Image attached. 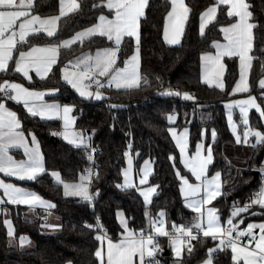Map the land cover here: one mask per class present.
<instances>
[{
	"label": "trees",
	"instance_id": "1",
	"mask_svg": "<svg viewBox=\"0 0 264 264\" xmlns=\"http://www.w3.org/2000/svg\"><path fill=\"white\" fill-rule=\"evenodd\" d=\"M252 5L251 11L258 27L253 30V50L251 51L252 67L249 75V93L258 98L262 94L258 87L259 80L264 77L261 66L264 65V0H246ZM100 0H78L80 8L60 18L58 30L54 37L39 32L30 35L27 43L20 44L14 51L13 59L8 69L0 73V83L3 81H18L27 88L48 90L58 89L54 98L62 103L74 106L75 130H85L95 133L92 145L96 148L94 156V171L99 173L89 186L93 195L91 202L79 197H66L62 183L57 184L49 174L59 172L61 179L67 183L79 182L80 175L90 163L83 149H77L51 135V131L60 130L58 121H43L30 116L25 109L2 96L6 106L17 114L24 133L32 132L37 137L45 173L36 180L16 181L24 188L37 193L42 198L56 205L52 213L59 222L54 224L48 213L32 210L19 205L0 207V264H99L95 251L98 248L96 229L85 227V224L96 225L97 218L107 237L117 241L121 235L116 213L123 212L128 227L137 233L147 232L148 219L154 218L163 210L165 226L168 232L172 225L187 226L193 220V214L182 204L179 191V179L176 177L173 161L175 157L177 169L182 175H187L179 162V153L173 143L168 128L171 126L167 116L177 117L173 126L189 128V152H193L196 143L201 139V131L205 129L206 143H209V130L216 131L213 142V162L208 168V175L219 171L222 186L227 189L235 180L236 169L223 154V147L234 142L224 111V102L233 98L231 90L238 79V61L235 57H225L224 89L209 87L200 80L201 61L203 53L212 50L213 41L222 40L220 28L234 19L227 15V8L219 6L215 20L200 34V14L208 7L216 4V0H185L189 7V15L184 28L181 43L177 46L166 45L162 38L164 19L170 10L168 0H148L145 15L139 20L140 35V74L147 76L150 83H141L138 89L125 91L114 88H104L105 98L102 100L84 99L62 80L61 70L76 56L84 52H94L107 46H113L106 37L92 36L82 43H75L68 48H61L57 64L49 76L43 80L24 81L14 72V62L20 50L35 44L59 43L70 38L74 33L88 28L97 22L99 8L93 4ZM32 13L41 16H55L59 12L60 0H34ZM104 14L110 16L105 8ZM135 44L132 38H125L118 53L117 64L122 67L123 60L132 55ZM159 77L158 81L156 78ZM192 93L196 97L182 100L175 95H161L164 89ZM116 105V107H111ZM250 127L264 132V125L255 111L249 113ZM131 143V149L128 148ZM90 151V150H89ZM129 151L135 156V170L145 159L153 161V172L149 178L150 185H158L157 193L149 206H146L137 188L120 189L121 171L125 166L124 152ZM264 162V144L254 147L249 158L242 181L233 190H225L224 194L211 204L221 215L225 224L231 214L232 206L245 205L261 187V179L253 181V172L258 171ZM149 216H145V211ZM255 213V214H253ZM46 217V219H45ZM5 220L11 222L14 236L7 235ZM264 221V208L252 206L248 211L233 217L234 224L246 227L252 222ZM58 225L53 229L42 227L44 224ZM21 236L27 237L29 243L22 248L19 244ZM15 242L10 244L9 240ZM161 251L155 256L159 264H202L208 259V249L215 246L209 237L199 236L189 240L180 259L173 258L166 239L155 238ZM189 245L192 252H188ZM23 246V247H24ZM29 248H28V247ZM212 264H238L232 260L230 249L224 248L211 255Z\"/></svg>",
	"mask_w": 264,
	"mask_h": 264
},
{
	"label": "snow or ice",
	"instance_id": "2",
	"mask_svg": "<svg viewBox=\"0 0 264 264\" xmlns=\"http://www.w3.org/2000/svg\"><path fill=\"white\" fill-rule=\"evenodd\" d=\"M172 10L168 12L166 17L164 39L169 44H179L180 37L183 33L184 21L188 18L190 11L189 7L184 4V0H170ZM227 5V15L229 18H235V22H230L226 27H221L220 31L223 33L226 43L221 44L213 41L212 47L216 49L215 54L203 53L200 56L201 61V82H206L209 85L213 83V77H219L224 65L221 63L222 57H239L240 61V79L232 88V93L248 92V70L252 67V59L249 52L253 50V30L258 27L254 20V14L250 10L252 5L246 0H216V4L207 8L200 14V34H205L206 25L216 18L217 6ZM33 0H0V71H6L9 67V61L13 57V49L17 46V41L20 44L27 43L26 38L30 33H39L43 31L47 37L52 38L56 34V22L60 17L64 16L66 12H71L74 9L80 8V4L76 0H60L59 16H51L47 19H41L39 15H32ZM148 6V0H100L99 4L94 3L93 8H99V15L97 22L91 27L83 31L76 32L70 39H65L59 43H50L45 47H30L28 51L20 50L19 57L15 58L14 71L21 73L25 79L31 81L29 71L34 70L37 77L44 78L52 66L57 63L58 49L61 47L68 48L77 41L83 42L86 38L92 36L106 37L108 41L113 42L115 46H107L98 49L95 56L90 54H82L77 57L74 66L79 67L83 64L82 72H74L71 75L67 74L62 69V79L66 81L82 98H94L96 100L104 99V94L100 89L105 87V81L98 77H106V84L109 88L114 87L117 90L130 91L141 87V81L144 84H149L150 81L147 76L140 74V35H139V19L145 15L144 9ZM107 9L109 14H112L110 19L108 15L104 14V9ZM174 19V27L171 36H169V29L167 21ZM18 24V30H17ZM39 25V27H36ZM8 33L6 36L5 34ZM124 36L135 38L136 49L133 54L123 60V67L117 64L118 53L120 45ZM71 63V62H70ZM264 72V65L261 66ZM83 79H90L96 84L95 92L88 91L86 87L81 86ZM158 81L159 77L156 78ZM259 88L262 95H264V78L259 80ZM216 87L221 90L225 85L219 79H216ZM0 92L15 101L22 103L25 110L32 117L39 116L41 120H61L62 131H51L50 134L54 136H61L68 144L77 149H83L84 153L90 163L94 164L93 154L96 148L92 145V133L85 130L76 131L74 129L75 117L70 113L73 111V106L60 105L59 103L44 102L46 94L54 95L58 89H48L45 91H34L21 85L20 83L9 82L5 80L0 83ZM161 95H175L180 96L184 100L195 101L196 97L189 92L172 91L171 88L164 89ZM116 107V105H111ZM238 107L242 123L245 125L243 133V142L249 143V137H255L256 144H264V132L248 127V111L250 108L260 114L261 121H264V107L257 103V98L249 95L247 99L235 100L225 105L226 109ZM169 123L174 122L177 117L175 115H168ZM228 125L236 137V142H241V137L236 132V126L233 122L232 116L228 115ZM21 128V122L17 119V114L10 111L6 107L4 100H0V173L6 176H15L18 179L36 180L38 176L46 172L43 157L40 151V145L34 133L28 132L31 137V147L28 146V140L23 131H17ZM169 134L175 141L176 148L179 150V162L183 164L184 168L191 172V176L195 178L197 183H189V178L182 175L181 171L177 169L175 164V157L169 155V161H173V168L175 169L176 177L181 182L180 192L186 198L185 207L197 213L193 218L190 226L172 225V231L168 232L164 228L166 213L161 210L158 213L159 220L152 219L149 221L151 231L145 235L143 231L140 234L130 232L125 221L121 220V227L125 232L124 239L118 243H113L108 239L107 234L97 235L96 240L101 241L107 239V264H132V257L138 256L140 264H159L155 259V253L159 250V244L156 243L152 232L169 237V244L174 255L179 258L181 256V247L186 243L182 237H188L191 240L197 239L199 232H202L205 237L211 236L213 240L219 238V245L217 247L223 250L225 247H230L233 256L232 260L237 261L238 255L241 254L244 259V264H264V223L254 225L249 223L247 228L236 233L235 239L232 237V232L236 230V224L233 222V217H236L241 212L248 211L252 205H259L264 208V184L259 190L250 197L249 203H246L243 208L233 205L234 210L231 212L226 224L230 227H222L220 217L217 215L215 207L205 208V205L211 203L217 196L221 195V173L217 171L211 179L206 175L208 166L213 162L212 145H205L197 143L195 153L190 157L187 156L188 140L187 132L177 134L172 127L168 128ZM203 135V133H202ZM213 142H215L216 131H212ZM131 143L128 148L131 149ZM255 147L256 145H252ZM10 148H23L24 154L27 157L24 160L17 161L9 154ZM90 150V151H89ZM206 151V154H205ZM124 157L128 167L122 169L121 174L124 178L123 184H117L120 189H127L135 185L130 181L132 173V158L129 151L124 152ZM262 176H264V163L260 168ZM142 174L139 180L140 185L148 182V177L151 174L150 162L144 161L140 169ZM57 184H63L64 195L79 197L83 201L91 202L93 195L89 192V186L92 183L93 176L99 179V173L93 172L92 167L85 168L80 175L78 183H67L61 179L59 172L51 171L49 173ZM203 187L205 193L202 199H191L187 197H196ZM158 185L148 187L146 189H139V194L143 197L144 203L147 206L151 202V196L156 192ZM0 189L3 190L9 203L12 204H26L30 207L39 206L46 211L53 209L56 205L50 201L44 200L37 193L27 191L23 188L17 187L12 183H5L0 180ZM3 203V200H0ZM48 214H51L50 212ZM255 214V213H253ZM145 216L149 213L146 209ZM121 214L117 213V218L120 219ZM46 219V217H45ZM206 224V227L204 225ZM7 227V235L10 238L14 236V229L11 222L5 220ZM42 227L57 228L58 225L44 224ZM85 227L91 229H100L103 227L97 218V224H85ZM259 228L260 235L257 239L256 234L253 233L254 228ZM196 229V232H193ZM247 235L250 237L249 244L255 243V248L248 250L246 247H238L236 240ZM15 241L9 240L12 244ZM29 243L27 237L21 236L19 244L23 247ZM215 248L208 249L209 258L203 261V264H212L211 255ZM188 252H192V246L189 245ZM95 256L103 264L102 250L97 249ZM145 257L149 259L145 261ZM177 264H182V260H178Z\"/></svg>",
	"mask_w": 264,
	"mask_h": 264
},
{
	"label": "crops",
	"instance_id": "3",
	"mask_svg": "<svg viewBox=\"0 0 264 264\" xmlns=\"http://www.w3.org/2000/svg\"><path fill=\"white\" fill-rule=\"evenodd\" d=\"M168 1L170 2V0H168ZM17 2H19V0H17ZM76 2L78 3V0H76ZM246 2H247V1H246ZM33 4H34V0H33ZM184 4L186 5L185 0H184ZM186 6H187V5H186ZM212 6H213V5H212ZM219 6H225V7L227 8V11H228V6H227V5H223V4H221V5H218V6H217V12H218V7H219ZM210 7H211V6H210ZM208 8H209V7H208ZM59 9H60V5H59ZM145 9H146V8H145ZM145 9H144V12H145ZM31 10H32V9H31ZM31 10H30V11H31ZM171 10H172V6H171V3H170V10H169V11H171ZM169 11H168V12H169ZM71 12H72V11H71ZM69 13H70V12H66L65 15H67V14H69ZM31 14H32V15H38V14H34V13H32V12H31ZM59 14H60V13L58 12V14L55 15V16H59ZM65 15H64V16H65ZM188 15H189V13H188ZM39 16L41 17V19H47L48 17H51V16H41V15H39ZM167 16H168V13L166 14L165 19H164V26H163L162 38H163V41H164V43H165L166 45H169V46H177V45H179L181 42H180L179 44H169V43H166V42H165V39H164V31H165V24H166V17H167ZM216 16H217V13H216ZM62 17H63V16H62ZM142 17H143V16H142ZM142 17H140V18H142ZM60 18H61V17H60ZM109 18H110V19L112 18V14H110ZM187 19H188V18H187ZM233 19H234V20H233L232 22H235V18H234V17H233ZM59 20H60V19H59ZM59 20L56 22V32H57V30H58V23H59ZM139 20H140V19H139ZM214 20H215V19H214ZM214 20H213V21H214ZM213 21L209 22V23L206 25L205 29H206L207 26H208L210 23H212ZM186 22H187V20L184 21V25H183V33H184V28H185ZM167 23H168V29H169V36H171L175 21H174V19H170V20L167 21ZM227 25H228V24H227ZM227 25L222 26V27H226ZM36 27H39V25H36ZM199 28H200V26H199ZM17 30H18V24H17ZM41 33H43V34L46 35V33H44L43 31H41ZM183 33H182V35H181V37H180V41L182 40ZM32 34H36V33H30L29 36L32 35ZM5 35L7 36L8 33H6ZM29 36H28V37H29ZM28 37H27V38H28ZM27 38H26V39H27ZM217 42H219V43H221V44L226 43V41L224 40L223 33H222V40L217 41ZM19 45H20V43H19V41H17V46H16V48H17ZM47 45H48V44H35V45L29 46L28 48H25V49H22V50H24V51H28V50L30 49V47H33V46H35V47H45V46H47ZM16 48L13 49V55H14V51H15ZM61 48H64V47H61ZM61 48L58 49L57 62H58V59H59L60 49H61ZM215 52H216V49H215L214 47H212V50H211L210 52H206V53H211V54L214 55ZM249 55L251 56V52H249ZM18 57H19V53H18V55H17L16 58H18ZM225 57H227V56H225ZM225 57H222V59H221V63H222L223 65H224V61H223V59H224ZM251 57H252V56H251ZM235 58H237V61H238V79H237V81H238V80L240 79V61H239V57H235ZM10 61H11V60H10ZM10 61H9V63H10ZM56 64H57V63H56ZM56 64H55V65H56ZM55 65H53L52 68H53ZM122 67H123V66H122ZM14 68H15V62H14ZM67 68H69V64H68L67 66H65L64 68H62V69H64V70L66 71ZM250 69H251V68H250ZM250 69L248 70V73H247V75H248V83H249ZM51 70H52V69H51ZM3 72H5V71H0V73H3ZM14 72H15V71H14ZM50 72H51V71H49V72L47 73V75H46L44 78H40V77H37V76H36V73H35L34 70H30V71H29V76L31 77V81H29L28 79H25L21 73H18V72H15V73L18 74V75H19L24 81H26V82H32L34 79H37V80H43V79H46V78L49 76ZM63 74H64V73H62V71H61V75H63ZM224 74H225V65H224V67H223V69H222V71H221L220 76H219V77H213V83H212L211 85H209V84L206 83V82H202V83L205 84V85H207V86H209V87H215V88H217V89H220V88L216 87V79H219L221 82L224 83V80H223V78H224ZM262 78H264V77H262ZM200 80H201V69H200ZM237 81H236V82H237ZM3 82H4V81H3ZM3 82H2V83H3ZM13 82H14V83H20L21 85H23L21 82H18V81H13ZM64 82H65V81H64ZM236 82H235V83H236ZM65 83H66V82H65ZM23 86H24V85H23ZM234 86H235V84H234ZM234 86H233V87H234ZM25 87H26V86H25ZM258 87H259V83H258ZM29 89H30V90H34V91H45V90H40V89H32V88H29ZM220 90H221V89H220ZM249 90H250V85H249ZM0 93H2V92H0ZM56 94H57V92H56L54 95L46 94L45 97H44V102H47V103H53V102H56V103H59V104L62 105V106H63V105H70V104H65V103H62V102L56 100V99L54 98V96H55ZM230 94H231V96H232L233 98H230L229 100H227L226 102H224L223 106H224L225 118H226L227 126H228V129H229L231 135L233 136L234 142L231 143V144H227V145H225V146L223 147V154H224V156L226 157V159H227L230 163H232L233 166L235 167V169H236V177H235L234 182H233L229 187H227V189H224V188H223V186H222V177H221V193H222V194L219 195V196H217L214 200H212L210 204L205 205V208L212 207L211 204L213 203V201H215L217 198L221 197V196L224 194L225 190H233V189H235L237 186H239V184H240L241 181H242L243 173H244V172L246 171V169H247V165H248L249 158H250V156H251V154H252V152H253V149H254V147H253L252 145H258V144H256L255 137H251V136L249 137V143H248V144H245V143L243 142V133H244V130H245V125H244L242 122H241V123L238 122V120L241 119V114H240L239 108H238V107H233V108H231V109H226V108H225V105L228 104V103H230V102H232V101H235V100L247 99V97H248L249 95H251V96H254V97L257 98V103L260 104L261 107H264V95L261 94V95H260V98H258L255 94L249 93V91H248V92H238V93H234V94H233V93H232V90H231V93H230ZM9 100H11V99H9ZM11 101H12V100H11ZM4 102H5V101H4ZM13 102H15V101H13ZM15 103H16V102H15ZM17 104H18V103H17ZM19 105H21V106L24 108V106H23L22 103H19ZM70 106H73V105H70ZM6 107H7V106H6ZM7 108H8V107H7ZM8 109H9V108H8ZM24 109H25V108H24ZM9 110L12 111L11 109H9ZM25 111H26V110H25ZM251 111H255L256 114L260 117V114L255 110V108H250L249 111H248V120H249V113H250ZM26 112H27V111H26ZM229 113L231 114L232 119H233V122H234V124H235V126H236V132H237V134L241 137V142H240V143H237V142H236V137L233 135L232 130L229 128V125H228V115H229ZM29 115H30V114H29ZM70 115L73 116V117H75V115H74V106H73V111H72V113H70ZM30 116H31V115H30ZM36 118H38V119L41 120V118H40L39 116H36ZM17 119H18V117H17ZM18 120H19V119H18ZM75 120H76V117H75ZM43 121H58L59 124H60V130H59V131H62V130H63L62 127H61V125H62V121H61V120H58V119H57V120H43ZM174 122H175V121H174ZM174 122L170 123V125H171L170 127L174 128V129L176 130L177 134H180V133L184 132L185 129L188 130V132H187V140H188V151H187V156H188V157H190L192 154L195 153L197 143H203V144H205V145H208V144H212V143H213V138H212V131H213V129H210V130H209V134H208V136H209V140H210L209 143H206V141H205V137H206L207 132H206L205 129H202V131H201V139L196 143L193 152H189V128H177V127L173 126ZM262 124L264 125V121H262ZM73 127H74V129H75V123H74V126H73ZM248 127H250V123L248 124ZM17 131H23V130L20 128V129H18ZM23 132H24V131H23ZM202 133H203V135H202ZM24 134H25L26 139H27L28 142H29V143H28V146L31 147V137L28 136L26 133H24ZM169 135H170V134H169ZM59 137L63 140V138H62L61 136H59ZM170 137H171V139H172V136H171V135H170ZM64 141H65V140H64ZM172 141H173V143L175 144V141H174L173 139H172ZM65 142H66V141H65ZM175 146H176V144H175ZM177 150H178V149H177ZM40 151H41V150H40ZM178 153H179V150H178ZM9 154L12 155L13 158H14L15 160H17V161L24 160V159L27 158V157L25 156V154H24V149H23V148H10V150H9ZM41 154H42V153H41ZM205 154H206V151H205ZM179 155H180V153H179ZM130 156H131V158H132V165H133V167H132V173H131V175H130V181L135 185L134 187H131V188H137V190H138V192H139V189H146V188H148V187L155 186V185H150V184H149V178H150V176H151V174H152V172H153V161L150 160V159H145V160H148V161L150 162L151 174H150L149 177H148V182H147L146 184H144V185H140L139 180H140V177H141V175H142V174L140 173V169H141V167L143 166L145 160H143V161L141 162L139 168H138L137 170H135V156H133L132 154H130ZM42 157H43V156H42ZM263 163H264V162H263ZM180 164H181V163H180ZM210 165H211V164H210ZM210 165H209V166H210ZM261 165H262V164H261ZM261 165H260V167L258 168L259 174L261 173V171H260ZM181 166L183 167V169H184V170L186 171V173H187V175H184V176H186V177L189 178V183H191V184H195V183H197V181H195V178L191 176V172L188 171L187 169H185L184 166H183V164H181ZM209 166H208V168H209ZM127 167H128V165H127V162H126V159H125V166H124V168H127ZM124 168H123V169H124ZM215 173H216V172H215ZM215 173H213L212 175H208V170H207L206 175H207V177H208L209 179H211V177H212ZM121 175H122V174H121ZM0 180H3L5 183H12V184H14V185L17 186V187H20V188H23V189H25V190H27V191H30V190L24 188L23 186L17 184L16 181H31V180H27V179H23V180H21V179L16 178L15 176H6L4 173H0ZM123 182H124V178H123V176H122V180H121V183H120V184H123ZM179 182H180V180H179ZM262 184H264V180L261 181V185H262ZM62 187H63V184H62ZM180 187H181V182H180V185H179V191H180ZM127 189H129V188H127ZM63 191H64V189H63ZM30 192H33V191H30ZM156 193H157V190H156V192L153 193V195L151 196V198H150L151 201H152L153 197L156 195ZM180 195H181V198H182V204H183V206L185 207V199H186V198L181 194V192H180ZM204 195H205V193H204V191H203V187H202L201 190H200V192L198 193V195H197L196 197H191V196H190V197H187V199H188V200H191V199H202V198L204 197ZM140 196H141V195H140ZM40 197H41V196H40ZM72 197H74V196H72ZM41 198H42V197H41ZM141 198H142V201H143V203H144V199H143L142 196H141ZM43 199H44V198H43ZM0 200H3V203H0V207L5 206V205H14V206H15V205H19V206L27 207V208L32 209V210H41V211H44V212H46V213H49V212H50L51 214H48V215L50 216L51 221L54 222V224H57V223L59 222L58 217L55 216V215L52 213V211L54 210V208L46 211L44 208L39 207V206L30 207L29 205H26V204H12V203H9L8 200H7V197L4 195V192H3L2 189H0ZM44 200H46V199H44ZM47 201H49V200H47ZM50 202H51V201H50ZM150 203H151V202H150ZM144 204H145V203H144ZM149 205H150V204H148L147 206H149ZM252 206L260 207L259 205H252ZM185 208H186L189 212H191V213L193 214V218L197 216V213L193 212L191 209H189V208H187V207H185ZM117 213H120V214H121L120 219L117 218V221H118V224H119V226H120L122 232H121L120 238H119L117 241H112L113 243H118L120 240L124 239V237H125V235H126L125 232H124L123 227H121V220H123V221L126 222V224H127V228H128V230H129L130 232H134V231H132V230L128 227V222H127V219H126V217L124 216L123 212L118 211ZM117 213H116V217H117ZM217 215L220 217V223H221V226H222V227H230L229 225H227L226 223L224 224V223L221 221V215L219 214L218 210H217ZM152 219L159 220V216L157 215V216L154 217V218H149V219H148V227H147V232H148V233L151 231L149 221L152 220ZM192 221H193V220H192ZM191 223H192V222H191ZM191 223L188 224L187 226H190ZM261 223H264V221H261V222H252L251 224L259 225V224H261ZM204 227H206V224L204 225ZM164 228H165L166 231H168L167 228H166V226H165V224H164ZM246 228H247V226H246V227H239V225L236 224V231H243V230H245ZM252 231H253V233L256 234V237H257V239H258V238H259V235H260V230H259V228H258V227H257V228H254ZM134 233L139 234V233H137V232H134ZM148 233H146V234H148ZM199 233H200L201 236H204L202 232H199ZM152 234H153L154 239H155V238H163V239H166V241H167V245L169 246V249H170V251H171V254H172L173 258H175V259L178 260V259H180V258L182 257V254H183V252H184V250H185V248H186V243H187V240L185 239V237H182V239H184V240L186 241V243L181 247V256H180L179 258H177V257L174 255L173 251H172V248H171V246H170V244H169V237H168L167 235H165V236H160V235H158V234H156V233H154V232H152ZM209 238H211V240L215 242V246H214L213 248H215L216 250H215L214 252L220 250V248L217 247V246L219 245V238L216 239V240H213L211 236H209ZM108 239H109V238H108ZM155 241H156V243H158L157 240H155ZM98 244H99V245H98V248L102 250L103 264H107V239L104 240L103 244H101V241H98ZM158 244H159V243H158ZM237 246H238V247H246L248 250H252V249L255 248V243H252V244H250V245H237ZM98 248H97V249H98ZM160 251H161V247H160V245H159V250L155 253V256H156ZM214 252H213V253H214ZM230 252H231V256H233V252H232L231 248H230ZM213 253H212V254H213ZM237 255H238V259H237V261H234V262H235V263H238V264H244L243 256H242L241 254H237ZM96 258H97V257H96ZM208 258H209V257H208ZM148 259H149L148 257H145V261H147ZM97 260H98L99 264H101V261H100L99 259H97ZM132 264H140V259H139L138 256H133V257H132ZM202 264H203V263H202Z\"/></svg>",
	"mask_w": 264,
	"mask_h": 264
},
{
	"label": "rangeland",
	"instance_id": "4",
	"mask_svg": "<svg viewBox=\"0 0 264 264\" xmlns=\"http://www.w3.org/2000/svg\"><path fill=\"white\" fill-rule=\"evenodd\" d=\"M75 10V9H74ZM73 10V11H74ZM71 13V12H70ZM91 27V26H90ZM84 29H86V28H84ZM84 29H82V30H79V31H83ZM78 31V32H79ZM75 35V33L72 35V36H74ZM71 36V37H72ZM70 37V38H71ZM70 38H68V39H70ZM88 38H90V37H88ZM88 38H86V39H88ZM125 38H132L133 39V41H134V44H135V49H136V41H135V38H133V37H129V36H124L123 37V39H122V41L125 39ZM76 43H82V42H80V41H77ZM113 43V42H112ZM122 43V42H121ZM75 44V43H74ZM113 46H115L114 45V43H113ZM135 49H134V51H135ZM97 51V50H96ZM96 51H94V52H84V53H82V54H90V55H92V56H95V53H96ZM82 54H80L79 56H76V57H74L70 62H69V68H67V70H66V73L67 74H69V75H71L72 73H74V72H82L83 71V69H84V65L83 64H81V65H79V67H75L74 66V64H75V61H76V59H77V57H80ZM133 54V53H132ZM62 76V75H61ZM99 79H101V80H103V81H105V87L104 88H109L108 86H107V84H106V77H98ZM63 80V79H62ZM64 81V80H63ZM66 82V81H65ZM141 83H142V81H141ZM70 86V85H69ZM81 86H83V87H86L87 88V90L88 91H92V92H95V90H96V84L92 81V80H90V79H83L82 81H81ZM71 87V86H70ZM72 88V87H71ZM104 88H102V89H100V91L104 94V96H105V93H104ZM112 88H114V87H112ZM73 89V88H72ZM115 89V88H114ZM74 90V89H73ZM75 91V90H74ZM76 92V91H75ZM77 93V92H76ZM78 94V93H77ZM78 96H79V94H78ZM82 98V97H81ZM84 99H92V100H96V99H94V98H84ZM78 183V182H77ZM89 192H90V190H89ZM68 197H72V196H68ZM28 247V246H27ZM22 248H26V246H24V247H22ZM29 248V247H28Z\"/></svg>",
	"mask_w": 264,
	"mask_h": 264
},
{
	"label": "built area",
	"instance_id": "5",
	"mask_svg": "<svg viewBox=\"0 0 264 264\" xmlns=\"http://www.w3.org/2000/svg\"><path fill=\"white\" fill-rule=\"evenodd\" d=\"M9 82H11V81H9ZM176 91H179V90H176ZM179 92H181V91H179ZM190 94H192V93H190ZM2 96H4V97H6L5 95H4V93H2ZM179 99H182L183 100V98L182 97H180V96H177ZM192 104L193 103H195L194 101H192L191 102ZM238 122L239 123H241L242 122V120L241 119H239L238 120ZM94 164L92 163L91 165H90V167H92L93 168V172L95 173V171H94ZM95 177V175L93 176V178ZM259 178L261 179V181H263L264 180V176H262V174L260 173L259 174ZM246 203H249V201H247ZM245 203V204H246ZM236 207H239V208H243L244 207V205H242V206H240V205H236ZM234 210V208H233V206H232V209H231V212ZM100 222V224L102 225V223H101V221H99ZM97 224V223H96ZM197 230L196 229H193V232H196ZM238 231H233L232 232V237H233V239H235V237H236V233H237ZM105 233V231H104V229H103V231H100V229H96V234L97 235H103ZM141 233V232H140ZM139 233V234H140ZM144 233V232H143ZM145 235H147L146 233H144ZM153 235V234H152ZM199 236H201L200 235V233L198 234V236H197V238L199 237ZM185 239L187 240V242L189 243V240H190V238H188V237H185ZM250 239V237H248L247 235H245V236H243V237H240V239L239 240H236V243H237V245H250L249 243H248V240ZM225 248H228V249H230V247H225Z\"/></svg>",
	"mask_w": 264,
	"mask_h": 264
},
{
	"label": "water",
	"instance_id": "6",
	"mask_svg": "<svg viewBox=\"0 0 264 264\" xmlns=\"http://www.w3.org/2000/svg\"><path fill=\"white\" fill-rule=\"evenodd\" d=\"M253 181H256L259 178V171H254L253 172Z\"/></svg>",
	"mask_w": 264,
	"mask_h": 264
}]
</instances>
